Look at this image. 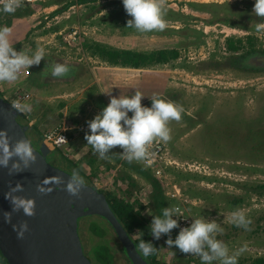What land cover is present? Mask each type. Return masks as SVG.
I'll list each match as a JSON object with an SVG mask.
<instances>
[{"label":"rangeland","instance_id":"1","mask_svg":"<svg viewBox=\"0 0 264 264\" xmlns=\"http://www.w3.org/2000/svg\"><path fill=\"white\" fill-rule=\"evenodd\" d=\"M254 3L255 0H166L167 28L139 33L126 27L131 17L122 0L26 2L13 14L0 13V28L12 29L10 39L17 52L23 50L31 55L43 47L45 60L31 66L24 79L21 76L15 83H0V95L10 103L20 99L34 106L37 94L27 82L35 68L43 67L48 87H41L39 96L44 100L35 102L31 115L23 116L27 124L30 116L37 119L38 126L48 122L47 128L56 126L53 104L64 94L71 93L66 99L74 100L69 101L73 114L80 107L79 96L88 103L81 106V114L85 106L105 108L99 91L117 98L142 92L145 97L141 104L146 107H151L154 93L182 105L186 113L180 122H170L172 139L165 144L179 162H193L203 168L171 169L169 181L158 180L155 185L157 179L150 178L153 175L141 164L122 160L112 150L109 159L102 160L71 135L68 144L50 151L47 161L71 174L75 167L66 155L102 193L131 202L149 219L155 215L160 199L156 190L165 197L163 209L181 205L180 200L167 194L171 192L170 183H175L189 200L182 207L186 216L220 224L223 233L216 239L227 245L230 255L244 249L238 264H264V29L257 30L264 18L253 13ZM58 9L64 10L56 12ZM72 31H76L75 36ZM228 39L234 40L233 47ZM99 47L144 53L176 50L177 56L164 63L133 67L106 60L97 51ZM245 50L256 52L240 58ZM57 62L72 68L69 77L51 76V66ZM25 94L30 95L27 100ZM71 112L67 113L69 117H73ZM33 134L27 131L37 145L41 136ZM132 165L141 168L146 177L135 172ZM238 210L252 221L250 231L231 223L232 213ZM98 221L102 220L84 217L78 229L92 264L95 259L91 253L98 244L95 229L99 232L105 225ZM92 223L98 227L91 229ZM176 236L177 228L171 232L173 240ZM102 237L107 239L103 241L107 248L113 240L118 242L110 249L113 253L117 250L112 257L114 264H127L113 233L108 230ZM167 239L162 235L158 240L156 264H202L199 258L181 253L175 246L169 248Z\"/></svg>","mask_w":264,"mask_h":264},{"label":"clouds","instance_id":"2","mask_svg":"<svg viewBox=\"0 0 264 264\" xmlns=\"http://www.w3.org/2000/svg\"><path fill=\"white\" fill-rule=\"evenodd\" d=\"M122 3L126 14L131 17L126 22V27L134 28L139 33L164 31L167 28L164 19L166 0H122ZM0 4L4 13L13 14L23 7V0H0ZM253 13L264 18V0H255ZM261 29H264V24L257 25V30ZM11 33L12 29L7 26L0 28V83L17 82L22 71L28 72L31 66H38L45 60L46 51L43 47H39L31 55L23 50L17 52L13 46L14 41L10 39ZM51 68L53 78H67L72 72L69 65L59 62L52 64ZM106 94L110 96L109 104L87 122L90 134L86 133L84 137L94 154L102 160H108L110 151L119 147L122 149L120 154L128 162H150L155 155L150 147L154 143L169 142L172 139L170 122H180L182 114L186 113L182 105L165 100L156 93L150 97L151 107L142 106L141 100L145 96L139 91H135L130 98L127 95L112 97L110 92ZM11 107L20 114H30L33 111L31 104L20 101H13ZM129 112L132 113L131 117ZM60 140L66 142L61 136ZM36 160L37 152L30 139L24 137L12 142L7 131L0 130V167L6 168L9 175L29 170ZM86 184L79 170L73 169L67 182L62 176L48 177L36 185V191L46 195L54 190L49 185L56 188L64 185V190L70 196L79 198L81 189ZM23 190L22 185L17 182L15 186L9 185V190L5 192V199L11 204V211L3 213L6 223H11L12 213L21 210L25 216L35 215L34 199L15 195ZM180 215L181 209L173 206L165 207L162 216H153L150 224L153 238L159 240L162 235L168 236L165 243L169 248L175 246L181 253L199 258L202 264H213V261H219V264H238V257L244 249L229 254L227 245L216 239L217 234L223 233L220 224L215 220L200 218L194 219L189 227L180 228L178 221L172 218ZM231 223L246 231L251 230L252 221L243 211L233 212ZM12 228L18 239H23L25 232L29 230L26 221H21L19 225L13 224ZM176 228L180 230L173 240L171 232ZM138 247L145 257L157 251L151 242L143 239H140Z\"/></svg>","mask_w":264,"mask_h":264},{"label":"water","instance_id":"3","mask_svg":"<svg viewBox=\"0 0 264 264\" xmlns=\"http://www.w3.org/2000/svg\"><path fill=\"white\" fill-rule=\"evenodd\" d=\"M0 130H6L12 142L27 135L29 125L24 124L19 113L10 102L0 95ZM33 147L37 160L29 170L9 175L0 167V253L8 264H92L85 254L78 232L84 217H94L108 223L121 244V254L127 264H149L138 252L130 234L111 210L104 193L86 184L79 198L70 196L64 185L46 195L36 191V185L43 179L62 176L67 182L70 173L51 165L47 161L49 150L41 141ZM19 182L23 191L15 195L35 201V215L25 216L21 211L12 213L11 223H6L3 213L11 211L10 202L5 199L9 185ZM26 221L28 231L23 239L17 238L12 225ZM83 224V223H82Z\"/></svg>","mask_w":264,"mask_h":264},{"label":"trees","instance_id":"4","mask_svg":"<svg viewBox=\"0 0 264 264\" xmlns=\"http://www.w3.org/2000/svg\"><path fill=\"white\" fill-rule=\"evenodd\" d=\"M78 3L79 2H94L95 0H76ZM68 4L65 5L63 8H67ZM64 9H58L56 12L62 11ZM228 43L230 45V47H233L234 40L232 39H228ZM101 56L105 57L106 60L111 61L112 63L115 64H122V65H130L133 67H139V66H144L146 64H150V63H157V62H166L168 59L171 58H175L177 56V51L176 50H171V51H163V50H159V51H155V52H151V53H144V52H136V51H131V50H116V49H105L102 47H99L97 50ZM256 51H247L245 50L243 53H241L240 58H244L248 55H252L254 54ZM264 54V52H263ZM252 68V67H251ZM20 119L23 121V123L25 122V124H27V121L24 120V116L23 114H20ZM38 127L34 126L29 128L30 132L35 133L38 132V134L41 136V130L39 129L38 131ZM34 135V134H33ZM57 149H54L53 151H55ZM72 165H74L75 169L79 170V173L81 174V176L86 179L87 185L93 186V182L89 179V177L84 176L83 171L81 170V167L77 164L74 163V161L68 159V157L65 155L64 156ZM131 168V167H130ZM132 169L136 172H140L141 174H143L145 177V173L143 172V170L141 168H138V166L132 165ZM140 169L142 171H140ZM66 171V170H65ZM67 172V171H66ZM69 173V172H68ZM150 178H154L153 176ZM156 180V179H153ZM158 180L154 181V184L157 185ZM99 192H103L101 190L98 189ZM157 191V197H159L160 199L156 202V212L154 216H162V209H163V205L166 203L165 201V197L162 198L160 191ZM106 199L109 203V206L111 208V210L113 211V213L115 214V216L117 217V219L121 222L122 226L126 229V231L130 234L132 241L134 242L135 246L137 247L138 252L147 260V262L149 264H156V254L157 251L154 252L152 255L145 257L142 252L140 251L138 244L140 242V239H143L145 242H151L153 244V246L155 248L158 247V240H155L151 234L150 231V224H151V220L149 218H146L144 215H142V213L140 212L139 209L135 208V206L128 201H125L117 196L112 195L111 193H107L104 192ZM153 218V217H151ZM99 224L100 222L104 223L105 225L104 228L101 230L98 229L96 227H98V225H96V223H92L90 225L91 229L94 226L96 229V233L97 237L95 238V242H98L96 248H95V253H91L95 259V264H114V260L112 261V257L114 258V254L117 252V250H114V253L112 252L113 250H110L113 247L114 243H117V241H112V245H110L108 248L104 246L103 241L107 240L105 239V237H102L104 235V233H106V231H110L113 233V235L115 236V238L117 239V236L115 234V232L112 230V228L108 225L107 222L105 221H98ZM101 231L103 233H101ZM92 234V233H91ZM118 240V239H117ZM112 246V247H111ZM114 248H115V244H114ZM117 249V247H116ZM121 250L119 248V252L121 253ZM95 254V255H94ZM262 261V260H260ZM0 264H8L6 262V260L3 258V256L0 253Z\"/></svg>","mask_w":264,"mask_h":264},{"label":"built area","instance_id":"5","mask_svg":"<svg viewBox=\"0 0 264 264\" xmlns=\"http://www.w3.org/2000/svg\"><path fill=\"white\" fill-rule=\"evenodd\" d=\"M32 0H23V4L26 2H30ZM0 13H4L2 11V4H0ZM76 31H72V35L75 36ZM70 35V34H69ZM71 36V35H70ZM30 95L25 94L24 98L27 100ZM15 101V100H14ZM20 101V99L16 100ZM21 102V101H20ZM13 103V101L11 102ZM71 131H75L74 133L68 132L65 130H60L56 132H51V131H45L42 134L41 141L42 143L49 149V150H54L57 148H60L67 144L69 142V136L70 134L76 135L79 134L80 132H85L89 131L88 129V124H79L76 126H73L70 128ZM60 136L63 137L66 142H62L60 140ZM116 152L118 156L122 160H126L122 157L120 154L122 152V149L119 147H116ZM150 151L155 153V155L151 158L150 162H137L141 164L145 169H147L155 179L159 180V182L164 183V181H169L168 175L170 174L169 171L171 169H185L189 171H195L198 170L200 165H197L196 163H191V162H179L170 152L169 148L166 146L164 142H159V143H154L150 147ZM172 185L171 187V192L167 193L169 198H177V200H180L181 205L178 206L181 209L182 215L180 217L178 216H173L178 221V224L180 225V228L183 227H189L191 223L193 222V219L189 218L183 213V204L184 202H189L188 199H186L183 196L182 190L180 187H178L175 183H170ZM180 228H177V235L179 233Z\"/></svg>","mask_w":264,"mask_h":264},{"label":"crops","instance_id":"6","mask_svg":"<svg viewBox=\"0 0 264 264\" xmlns=\"http://www.w3.org/2000/svg\"><path fill=\"white\" fill-rule=\"evenodd\" d=\"M28 72L26 70L25 71H22L21 76L23 77L24 73H27L28 74ZM44 74H45V70H44L43 67L42 68L41 67L40 68H35L34 74H32L31 78L27 82L28 86L31 89H33L35 91V93L37 94V96L34 95V97H33L34 106L31 104L33 106L32 108H36V104L37 103H35V102H41V100H44V96H42V99L39 96L40 93H42V88L41 87H45V86L48 87V83H47L48 81H47V78L45 79ZM23 79H24V77H23ZM99 93L101 95L100 96L98 95V96L99 97H102L104 106H107L109 104V102H110V96L109 95H105V93L104 92H101V91H99ZM69 95L71 96V93L70 94H64V96L60 95L59 97H57L58 101L53 104L54 111L52 113H56L57 114V115H55L57 117H55L56 119H55V122H54V123H56V126H54L53 128H47L46 127V124H48V122H45L43 124L41 123V125L38 126L37 119L36 118H32V116H30V117H28L29 118V123H28L29 128L34 127V126H37L40 129V127L44 126V128H46L45 131H51V132L54 131V132H56V131H60L62 129L63 130L66 129V131L71 132V133H74L75 131L74 132L71 131L70 128H72L73 126L79 125V124H85V123L87 124L88 121L92 120L98 113H100L102 111V110H100V109H98L96 107H93V106H90V107H86L85 106V109L87 111H85V109L82 108V114L79 113L81 111V106L88 104V103H86L84 101V96H79L78 98H79L80 101H78L79 103L77 105H80V107H79V109H76V113L73 114L74 111L71 112V108H73V107H71L69 101L70 102H74V100H72V99L71 100L66 99L67 98L66 96H69ZM80 98L83 99V100H81ZM69 109H70V111H69ZM68 112H71V114H72L73 117H69L68 116L69 114H67ZM29 115H31V113ZM128 115H130V117H131L132 113L129 112ZM52 117H54V116H52ZM60 119H62V121H60ZM70 122H74V123L77 122L78 124H76V125H69ZM45 131L44 130L43 131L41 130V133L43 134ZM86 133H89V131L80 132L79 134H76V135H73V134L72 135L70 134V135L71 136H75V137L77 136V138H75V140H81V144L83 145V148H85L86 146L88 148H91V146L87 145V141L84 139ZM42 134H41V138H42ZM112 151H114L116 153L115 148H113Z\"/></svg>","mask_w":264,"mask_h":264}]
</instances>
